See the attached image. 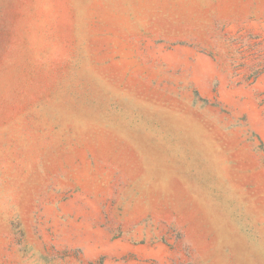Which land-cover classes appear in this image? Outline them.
Here are the masks:
<instances>
[{
    "label": "rangeland",
    "instance_id": "1",
    "mask_svg": "<svg viewBox=\"0 0 264 264\" xmlns=\"http://www.w3.org/2000/svg\"><path fill=\"white\" fill-rule=\"evenodd\" d=\"M0 264H264V0H0Z\"/></svg>",
    "mask_w": 264,
    "mask_h": 264
}]
</instances>
